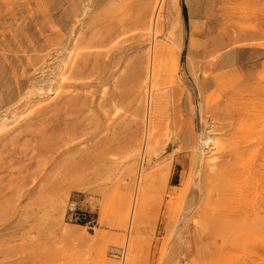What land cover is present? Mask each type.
I'll list each match as a JSON object with an SVG mask.
<instances>
[{
  "label": "rangeland",
  "instance_id": "obj_1",
  "mask_svg": "<svg viewBox=\"0 0 264 264\" xmlns=\"http://www.w3.org/2000/svg\"><path fill=\"white\" fill-rule=\"evenodd\" d=\"M0 264H264V0H0Z\"/></svg>",
  "mask_w": 264,
  "mask_h": 264
},
{
  "label": "built area",
  "instance_id": "obj_2",
  "mask_svg": "<svg viewBox=\"0 0 264 264\" xmlns=\"http://www.w3.org/2000/svg\"><path fill=\"white\" fill-rule=\"evenodd\" d=\"M68 218L74 222L83 223L94 227L97 223L96 218L89 212L71 205L68 209Z\"/></svg>",
  "mask_w": 264,
  "mask_h": 264
},
{
  "label": "bare ground",
  "instance_id": "obj_3",
  "mask_svg": "<svg viewBox=\"0 0 264 264\" xmlns=\"http://www.w3.org/2000/svg\"><path fill=\"white\" fill-rule=\"evenodd\" d=\"M74 53V52H73ZM65 59V58H64ZM60 60V62L58 63V64H60L61 65V63H63V60L60 58L59 59ZM67 60V59H66ZM63 66V65H62ZM61 66V67H62ZM59 72V71H58ZM61 75V74H60ZM61 77H62V75H61ZM63 80V82L65 83V81H64V78H62ZM65 80H67V79H65ZM61 81V80H60ZM41 87V86H40ZM63 86H61V88H62ZM199 157H202L203 156V154L204 153H208V152H210L211 150H213L214 148H213V143H212V135H209V134H207V136H200V143H199ZM213 152V151H212ZM209 154H211V153H209ZM227 205V204H226ZM225 209L224 210H227L229 207L228 206H225L224 207ZM229 210H231V209H228V211H226V212H230ZM236 212V211H235ZM219 215V214H218ZM235 216H237L238 217V215H235ZM219 220H220V216H216ZM239 220V218H232V220L231 221H229L230 223H232V222H236V221H238ZM224 221V220H223ZM222 221V222H223ZM228 222V223H229ZM233 225V224H232ZM229 226H231V225H229ZM131 257V256H130ZM132 260L133 259H131L130 258V260H129V263H131L132 262Z\"/></svg>",
  "mask_w": 264,
  "mask_h": 264
},
{
  "label": "trees",
  "instance_id": "obj_4",
  "mask_svg": "<svg viewBox=\"0 0 264 264\" xmlns=\"http://www.w3.org/2000/svg\"><path fill=\"white\" fill-rule=\"evenodd\" d=\"M183 13L185 14V11H184V9H183Z\"/></svg>",
  "mask_w": 264,
  "mask_h": 264
}]
</instances>
